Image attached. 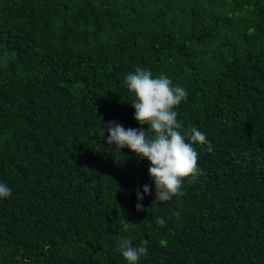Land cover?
<instances>
[{"label":"trees","instance_id":"16d2710c","mask_svg":"<svg viewBox=\"0 0 264 264\" xmlns=\"http://www.w3.org/2000/svg\"><path fill=\"white\" fill-rule=\"evenodd\" d=\"M137 67L184 88L181 131L211 141L165 202L100 135L148 130ZM0 182V264H130L123 238L148 241L137 264H264V0H0Z\"/></svg>","mask_w":264,"mask_h":264},{"label":"clouds","instance_id":"9594fccd","mask_svg":"<svg viewBox=\"0 0 264 264\" xmlns=\"http://www.w3.org/2000/svg\"><path fill=\"white\" fill-rule=\"evenodd\" d=\"M128 89L135 94L131 106L135 109V119L141 124H147L148 130L143 128L125 129L117 121L103 123L100 131L102 138L107 131V144L119 149L128 147L141 159L150 161L149 174L155 183V202H165L173 197L183 195V181L192 177L193 181L200 175L198 169V153L194 144H208L211 152V141L196 127L182 129L177 121L178 113L173 109L186 99L187 92L184 88L173 86L166 75L156 78L149 70L137 67L135 72L129 73L125 78ZM149 133H154L150 137ZM186 139L190 142H186ZM145 194L151 195V186L143 185V193L137 189L139 201H143ZM12 190L0 182V198H9ZM138 211L143 210V204L136 205ZM179 215V213H177ZM159 226L165 225L162 217L156 218ZM125 231L135 224L127 219L121 221ZM147 240L137 247L132 246L130 238H123L118 244V250L130 264H137L139 259L147 254Z\"/></svg>","mask_w":264,"mask_h":264}]
</instances>
